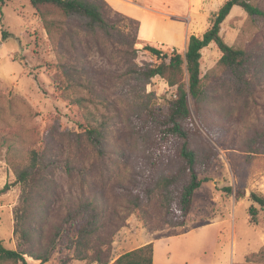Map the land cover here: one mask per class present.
<instances>
[{
  "label": "rangeland",
  "instance_id": "374dc122",
  "mask_svg": "<svg viewBox=\"0 0 264 264\" xmlns=\"http://www.w3.org/2000/svg\"><path fill=\"white\" fill-rule=\"evenodd\" d=\"M225 1H202L205 15L200 20L205 27L194 28L193 34L204 33ZM107 2L112 13L119 11L125 17L143 18V12L125 0ZM147 2L162 12L182 13L188 0ZM250 2L264 11V0ZM51 16L64 20L60 14ZM77 25L75 21L64 24L62 33L54 32L50 38L42 17L29 0H5L0 5L2 245L26 250L20 227L22 223L26 225L27 217L32 228L47 231L65 217L68 205L84 195L105 204L103 221L108 222L110 214L122 218L113 236L112 261L122 252L153 239L164 258L170 257V264H264V209L250 199V192L264 195V147L250 155L238 149L240 138L252 136L264 126V16L250 17L241 7L234 6L221 25L224 40L250 54L245 65L250 89L217 65L221 52L215 44L202 50L201 117L220 141L213 140L202 128L190 99L193 118L202 133L193 138L191 145L197 147L208 142L218 156L209 171L200 176L205 181L194 192L183 227L164 224V214L156 198L145 206L148 216L123 207L125 188L133 191L143 186L144 181L153 184L160 176L176 171L180 164L181 142L170 139L160 163L152 168L156 132L143 109L145 104L161 108L165 100L175 97L176 87L155 76L146 85L145 94L135 98L134 90L140 84L127 71L160 59L143 49L145 43L130 47L117 37L109 38ZM120 29L133 32L124 19ZM144 29L152 46L170 52L173 47L184 48L182 21L147 18ZM184 78L187 80L186 73ZM148 93L152 95L147 97ZM90 128L103 132L102 154L87 140L85 130ZM15 146L20 151L11 149ZM32 150L52 162L48 169L40 171L38 176L44 179L36 188L30 183L24 186L15 182V169L29 164ZM65 160L75 168L71 177L62 167ZM225 186L232 187V194L223 192ZM238 187H243L246 195L236 199L234 192ZM252 204L257 208L253 219L248 211ZM71 224L64 225L48 262L34 261L25 255L27 261L98 264L85 260L63 262L71 255L65 247L75 226ZM201 225L205 229H195ZM200 232L205 233L200 236ZM214 237L216 240L212 241ZM195 244L201 245L197 251Z\"/></svg>",
  "mask_w": 264,
  "mask_h": 264
},
{
  "label": "trees",
  "instance_id": "16d2710c",
  "mask_svg": "<svg viewBox=\"0 0 264 264\" xmlns=\"http://www.w3.org/2000/svg\"><path fill=\"white\" fill-rule=\"evenodd\" d=\"M5 0H0V5ZM42 17L43 27L50 38L54 32L62 33L64 24L71 21L78 22L87 31L102 33L112 38L117 37L123 43L133 47L136 43H142L138 38L139 21L130 17L112 13L106 0H29ZM234 6L241 7L250 17L264 16V11L251 3L250 0H226L215 13L209 27L201 36L191 34L185 50L173 48L172 51H163L160 48L145 43L143 49L158 57L157 63H146L139 67L129 68L128 74H134L139 82V89L134 90V97L140 98L145 94V87L155 77L164 79L169 86H175V97L165 100L161 108H155L145 104L144 110L148 121L155 127V154L153 155L152 168H156L164 156V148L170 139L180 140L178 150L180 164L176 171L168 175L160 176L153 184L144 181L140 188L133 191L124 189V209L140 211L148 216L145 208L153 198L159 201L164 214V224L168 227L183 226L190 212L194 192L205 181L200 176L207 173L218 156L217 151L210 143L201 146H192L194 137L202 136L200 127L196 125L190 107V99L194 104V112L198 117L202 128L208 136L215 141H220L205 126L201 112L203 110L204 86L201 77L200 59L202 50L215 44L221 52L217 65L230 73L232 78L250 89L251 83L246 76L245 65L250 58L246 49L235 48L229 45L221 35V25ZM60 14L64 17L63 22L51 16ZM127 20L132 26L133 32H123L120 29L121 21ZM56 29H60L57 32ZM3 37H6L3 33ZM133 50H135L133 48ZM187 75V80L184 74ZM152 94H146L147 97ZM87 140L95 148L98 154H102V130L90 128L85 130ZM206 139V138H205ZM238 149L250 155L264 147V126L254 135L240 138ZM20 151L16 146L11 148ZM52 162L48 158L39 155L36 151H30V162L24 167L15 169L16 183L40 185L44 179L38 176L40 171L48 169ZM64 172L71 177L74 173L73 163L65 160L62 164ZM44 170V171H45ZM187 175V178L182 179ZM223 192L232 194L231 186L223 187ZM35 190H33V193ZM246 195L245 189L237 188L234 192L236 199ZM29 198H25L28 202ZM250 199L254 204L264 209V195L250 192ZM31 200V198H30ZM31 205V204H30ZM65 217L58 224H53L49 230L32 228L27 221L22 222L20 236L26 243V250H13L4 247L0 240V263L4 261L17 264H30L26 257L41 263L51 259L52 252L56 248V240L63 231L64 225L71 222L75 225L69 236L66 249L71 253L63 262L70 260H85L87 263L98 264H153V243L141 245L129 251L123 252L113 261L111 259L112 243L115 230L121 226L122 220L118 214H110L108 222L102 220L105 204L97 200L89 199L84 195L77 197L75 203L68 205ZM144 207V208H143ZM251 218L257 214V208L249 206ZM124 218V217H123ZM116 220V221H115ZM252 221V220H251ZM44 223V222H42ZM114 227V228H111ZM151 232V231H150Z\"/></svg>",
  "mask_w": 264,
  "mask_h": 264
},
{
  "label": "crops",
  "instance_id": "0c3cea01",
  "mask_svg": "<svg viewBox=\"0 0 264 264\" xmlns=\"http://www.w3.org/2000/svg\"><path fill=\"white\" fill-rule=\"evenodd\" d=\"M116 1H118V0H116ZM125 1L127 2V4L132 5L133 7H136V8H138L139 10H141L143 12V18L144 19L141 17V18H139V20L134 18V17H131L129 15H126V16H128L130 18H133V19H136V20L139 21L138 38L140 39V41L142 43L152 44L150 41H148L146 39L148 37L146 35H144L145 20L147 18L156 19L157 17H159V18L162 17V18H166L167 20H175L177 22L182 21V41H183V44H184V48L182 50L186 49L189 36L194 33V31H193L194 28L195 29H200V28H204L205 27V26H203L204 24H202V20H200L201 17H203L205 15V13L202 11L203 8L201 6V3H202L203 0H188L187 7H186V9L184 11H182V13H180L178 11H174V10L170 11V12H166V11L162 12L159 9H157L158 8L157 6L148 3L147 0H125ZM117 12H119V11H117ZM177 28L181 29L180 26H178ZM173 48H175V47H173ZM198 228H200L201 231L203 229H205L204 225L198 226L195 229H198ZM155 232H159V231H155ZM155 232H152V233H155ZM204 233L205 232H200L199 235L201 236ZM215 236L217 238V234ZM216 238L215 237L212 238V241L216 240ZM202 241H204V240H202ZM150 242L153 243V264H170L169 263L170 257L168 259L164 258V256L161 254V250L157 249V243H156L155 240L147 239V240L141 242L140 244L136 245V247H139L141 245H145V244L150 243ZM233 245H234V239H233ZM200 246L201 245H199V244H195L194 245V250L197 251ZM136 247H134V248H136ZM134 248H131V249H134ZM131 249H128L126 251H129ZM126 251H124V252H126ZM119 255H117V256H119Z\"/></svg>",
  "mask_w": 264,
  "mask_h": 264
}]
</instances>
